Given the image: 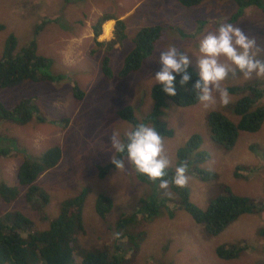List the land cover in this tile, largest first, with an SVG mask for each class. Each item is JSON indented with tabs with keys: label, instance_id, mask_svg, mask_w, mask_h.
<instances>
[{
	"label": "rangeland",
	"instance_id": "1",
	"mask_svg": "<svg viewBox=\"0 0 264 264\" xmlns=\"http://www.w3.org/2000/svg\"><path fill=\"white\" fill-rule=\"evenodd\" d=\"M68 1L0 0V24L5 26L0 32V56L9 33L16 36L19 48L35 38L36 43L40 41L38 54L51 60L48 74L61 78L57 82H25L17 88L0 89V102L5 108L10 109L19 100L30 98L43 118L42 122L32 119L26 125L7 121L0 126L3 137L0 146L13 150L7 158H0V183L18 186L17 168L24 157L38 159L54 147L61 150L59 163L37 179L36 186L46 194L47 202L34 199L32 207H28L23 201L22 189L12 203L0 198V216L20 212L33 221L35 231H43L57 217L63 201L88 188L82 214L85 235L78 237L81 251L104 249L122 259L124 264H264V213L245 214L221 234L207 236L203 227L174 202H166L154 218L138 215L128 228L118 231L124 238L113 248L116 222L136 211L142 197L149 200L173 197L172 182L169 181L166 190L159 188V181L149 185L140 183L134 168H129L127 163L125 169H116L104 179L98 178L95 169L96 165L105 166L115 158L111 137L118 135L123 139L132 128L117 117V111L130 106L135 117L142 121L152 110L150 91L156 85L152 78L159 71L156 63L159 53L175 45L180 51L198 54L199 40L214 31L219 23L228 22L236 5L229 0H204L191 8L175 0ZM103 14H113L123 20L126 30V40L121 45L116 44L109 53L114 75L111 81L101 73L103 51L96 43L113 38V24L102 25V34L96 43L93 40L92 28ZM41 24L44 26L36 37L33 32ZM232 24L264 47L262 11L247 9ZM152 26L163 28L160 39L154 44L153 55L143 62L138 72L118 81L116 76L123 60L133 48L132 39L140 29ZM192 68L196 70L194 59ZM253 84L264 90V78L244 80L239 74L230 76L223 87ZM74 85L84 93L81 101L73 96ZM243 95L230 94L227 105L218 97L207 107L200 102L188 108L168 103L161 118L173 131L172 138H163L164 154L171 162L168 169L175 172L176 153L192 135L201 138L199 151L206 153L208 160L187 167L185 187L191 203L202 210L225 188L264 206V122L258 132L242 133L230 151L211 142L206 123L207 115L213 111L223 113L236 123L238 117L228 106ZM255 105L264 106V96ZM193 167L211 177L201 180L193 174ZM100 194L113 198V208L104 221L94 211ZM168 210L173 212L172 216ZM237 242L246 247L239 258L222 261L216 257L218 246Z\"/></svg>",
	"mask_w": 264,
	"mask_h": 264
},
{
	"label": "trees",
	"instance_id": "2",
	"mask_svg": "<svg viewBox=\"0 0 264 264\" xmlns=\"http://www.w3.org/2000/svg\"><path fill=\"white\" fill-rule=\"evenodd\" d=\"M71 1V0H69ZM68 1V2H69ZM179 5L191 8L200 5L204 0H175ZM233 2L237 9L230 16L228 22L234 23L244 15L247 9L256 8L264 14V0H229ZM114 20L113 38L110 41L96 43L97 38L102 33V25L107 21ZM44 24L39 25L34 33L38 36ZM5 30V26L0 24V32ZM94 38L98 49H102L103 56L100 63V70L107 81L114 79L110 69L109 53L116 44H122L126 40L125 22L119 20L113 14H103L99 17L92 28ZM163 28L161 26H152L140 29L132 39L133 48L123 60L122 67L116 78L121 81L129 75L138 72L143 62L150 58L154 52V44L160 39ZM184 35V34H182ZM17 50V38L9 33L3 43L2 56L0 58V89L16 88L24 82H57L60 77L48 74L47 70L51 66V60L41 56L37 52V43L35 38H31L25 47ZM195 71L194 68H192ZM191 87V84L188 86ZM230 94L244 93L235 104L229 105L228 109L238 117L236 123L229 120L223 113L218 111L209 112L206 117L207 128L211 142L225 150H233L242 133H256L261 129L264 122V106L255 105L258 100L264 96V90L258 84L245 85L241 87H228ZM74 98L81 101L84 93L73 86ZM150 96L153 101L152 110L142 121H139L132 107L126 106L117 111V117L131 125V127L146 123L156 127L162 138H172L173 131L169 129L161 118L167 109L168 103L178 108H188L196 105L199 101L189 89H177L176 97L166 96L160 85H154L151 88ZM32 119L43 121L38 115L36 107L32 104L30 98L19 100L12 108L7 109L0 102V126L9 121L19 125H26ZM1 135V134H0ZM3 139L0 136V143ZM201 138L198 135H192L187 142L178 149L176 153V167L181 163L191 167L195 164L208 160V155L199 151ZM11 148L0 146V158L10 156ZM115 158H120L118 154ZM61 159V150L54 147L46 151L38 159H29L24 157L17 168L16 187L0 183V198L5 203H12L17 200L23 192V201L28 207H32V201L38 199L46 203L48 198L39 187L36 186L37 179L45 172L53 169ZM97 176L104 179L111 172L115 171L114 165L109 162L105 166L96 165ZM238 168L235 175L238 177ZM193 174L203 181H207L211 175L195 167ZM174 169H167L165 177L170 182L174 175ZM135 175L140 183L149 185L150 181L146 177ZM88 188H85L76 197L66 199L60 205L59 213L53 219L49 227L43 231H35L34 223L31 219L20 212L6 213L0 216V264H124L122 259L115 255H110L106 250L95 248L90 251H81L78 246V237L85 235L83 225V207L88 195ZM171 198L158 200H149L145 197L139 199L137 210L121 217L115 224L117 234L112 244L114 248L117 241H122L123 236L120 232L128 228L135 222L138 215L145 218H154L159 209L166 206V202H174L183 209L196 224L203 227L207 236H217L221 234L228 226L235 223L245 214L264 213V206L251 201L250 198L235 194L231 189L225 188L208 206L202 210L193 205L189 199V190L186 187H176L171 183ZM113 198L100 194L97 196L94 206L96 216L103 221L113 208ZM169 208V207H168ZM170 209V208H169ZM171 211L173 208L170 209ZM170 210L168 212L172 216ZM105 248V247H104ZM246 250L242 242L230 245L218 246L215 249V255L222 261H231L239 258Z\"/></svg>",
	"mask_w": 264,
	"mask_h": 264
},
{
	"label": "clouds",
	"instance_id": "3",
	"mask_svg": "<svg viewBox=\"0 0 264 264\" xmlns=\"http://www.w3.org/2000/svg\"><path fill=\"white\" fill-rule=\"evenodd\" d=\"M262 57L264 47L256 39L234 24L223 22L199 40L198 54L180 51L175 45L161 51L156 62L159 71L152 79L168 97H176L178 88L189 89L205 107L212 104L215 97L227 105L230 94L223 83L237 74L244 80L264 78ZM193 59L195 71L192 70ZM110 142L111 149L120 157L111 159L117 170L125 169L127 163L139 175L153 182L159 181L160 189L168 188L169 180L165 177L171 162L164 154L163 138L156 127L139 123L127 131L123 139L113 135ZM187 171V165L181 163L176 167L171 182L176 187H185L188 183Z\"/></svg>",
	"mask_w": 264,
	"mask_h": 264
},
{
	"label": "crops",
	"instance_id": "4",
	"mask_svg": "<svg viewBox=\"0 0 264 264\" xmlns=\"http://www.w3.org/2000/svg\"><path fill=\"white\" fill-rule=\"evenodd\" d=\"M108 23H106L104 26H106V25H109L110 23H112L113 24V26H114V24H115V21L114 20H110V21H107ZM104 29H105V27H104ZM113 31V30H112ZM102 34V33H101ZM110 34L112 35V33L110 32ZM110 35V36H111ZM104 36H105V32H104ZM100 37V36H99ZM113 37V36H112ZM39 43H40V41H38L37 42V47H38V45H39ZM102 59V58H101ZM101 62V61H100Z\"/></svg>",
	"mask_w": 264,
	"mask_h": 264
}]
</instances>
